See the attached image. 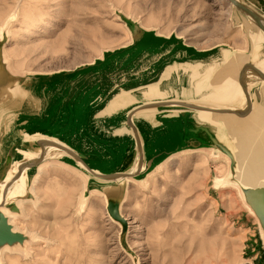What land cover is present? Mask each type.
Here are the masks:
<instances>
[{
    "label": "rangeland",
    "instance_id": "374dc122",
    "mask_svg": "<svg viewBox=\"0 0 264 264\" xmlns=\"http://www.w3.org/2000/svg\"><path fill=\"white\" fill-rule=\"evenodd\" d=\"M226 1L0 0V23L16 15L4 43L11 68L48 74L128 45L129 33L120 15L129 17L122 11L156 29L147 28L156 35H174L197 50L221 45L247 50L244 28L230 16L232 9L227 15ZM252 5L256 7V1ZM256 118L244 120L248 123L243 129L249 127L251 137ZM201 148L209 147L183 149L193 152L173 157L146 186L132 181L126 185L119 206L126 221L122 238L119 222L109 219L102 195L90 194L77 210L81 178L63 164L40 166L32 186L36 203H23V216L12 219L18 230L39 239L26 255L4 251L0 263L264 264L258 222L235 187L214 184L226 172V159L196 151ZM165 159L147 167L144 175Z\"/></svg>",
    "mask_w": 264,
    "mask_h": 264
},
{
    "label": "water",
    "instance_id": "95a60500",
    "mask_svg": "<svg viewBox=\"0 0 264 264\" xmlns=\"http://www.w3.org/2000/svg\"><path fill=\"white\" fill-rule=\"evenodd\" d=\"M228 1L264 32V19L261 14L240 0ZM120 16L131 33V43L124 47L104 50L102 58H95L91 63L48 74H11L3 61L6 33L4 32L0 37V81L7 79L28 81L40 96V101L34 104L33 110L17 112L11 129L5 133L7 148L0 158V206L5 205L10 210L17 211L15 201L5 203V197L23 173L27 192L16 196L30 197L28 188L36 166L49 156L48 149L43 145L45 142L52 143L64 151L59 156V160L83 171L88 176L86 193L90 189L103 192L109 215L121 225V238L126 228V221L119 211L126 188L124 176L141 179L145 176L144 170L151 168L155 162L158 163L168 155L183 149L201 146L218 148L229 156L230 167L234 165L229 149L231 143L228 140H219L218 136L206 126L190 123L183 115L173 117L163 115L152 125L147 124L143 118L139 119V123L132 121L134 114L147 108L165 109L176 106L186 112L191 110L235 112L228 104L220 103L205 107L180 97L167 96L112 107L113 97L120 89L126 88L128 84L142 83L147 78L149 69L154 71L160 61L164 62V59L159 58L140 72L141 77L133 73L128 79H122V74L116 73L117 69L121 65L128 68L136 67L138 63L134 60L143 51L160 52L169 48L162 55L163 58L168 54L171 60H182L187 57H204L219 47L197 50L182 44L174 35H169L167 38L156 35L153 30L145 29L137 22L123 15ZM178 51L185 54L177 55ZM225 66L226 64L222 63L213 75ZM247 66L258 77L250 84L244 77V69ZM261 81L264 82V72L255 66L254 62L249 61L242 65L238 73V82L246 106L241 112H248L259 102ZM159 112L161 111H157L156 115ZM110 116L118 117L117 127L113 133L104 136L90 135L88 125L83 126L84 121L87 122L91 117L100 121L103 117ZM23 151L36 152L38 157L22 167L14 168L15 163L23 159ZM135 163L137 167L133 169ZM242 192L245 201L257 216L264 239V187L249 186L243 188ZM25 238L23 233L12 230L6 216L0 211V247L4 244L22 243Z\"/></svg>",
    "mask_w": 264,
    "mask_h": 264
},
{
    "label": "bare ground",
    "instance_id": "6f19581e",
    "mask_svg": "<svg viewBox=\"0 0 264 264\" xmlns=\"http://www.w3.org/2000/svg\"><path fill=\"white\" fill-rule=\"evenodd\" d=\"M251 9L261 14L264 19V0H240ZM252 1H256L257 6L252 5ZM228 4L227 15H230L231 9L233 20L239 21L242 25L244 38L247 42V50L234 49L230 46H219L215 51L204 57L191 58L187 57L182 60H171L168 54L163 58L167 50L160 52L143 51L139 56L135 58V63H138L134 68H128L121 65L117 69V74H122V79H128L131 74L136 73L141 77L140 72L148 68L149 65L158 60L160 61L154 71L148 70L147 78L145 81L139 84H128L124 89L113 97L112 107L124 106L127 104L135 103L141 100H153L154 98H166L180 97L187 101L198 103L205 107H212V105L228 104L230 108L235 112H212L205 110H191L186 112L180 107L170 106L165 109H143L134 114L133 123H139V119L143 118L149 125L158 122L157 118L165 115V117H173L183 115L189 119L190 123L195 125H204L210 131L214 132L219 140L229 141V149L234 159V165L230 167V158L218 148L210 146L209 148H201L196 151H204L212 157H224L227 161V169L223 176L216 177L214 184L216 186H230L236 189L237 195L239 193L240 200L246 210L256 219L253 209L245 201L242 189L249 186H263L264 187V82L261 81L259 87L260 100L257 104L252 106L248 112H241L245 106V97L241 91V87L238 82V73L240 68L246 62H254L260 70L264 72V32L256 27L249 19L237 11L234 5L230 1H226ZM121 11V10H120ZM127 17L138 22L139 25L144 28H148L140 21L122 11ZM16 15L10 14L0 23V37L3 33H6V42L8 41L9 29L11 23L15 20ZM123 23V22H122ZM124 27L129 33L131 42V33L127 26L123 23ZM153 29L157 32L154 28ZM159 33V32H158ZM246 33V34H245ZM176 34V33H175ZM169 37V35H161ZM182 38L181 35H176ZM183 39V38H182ZM184 40V39H183ZM128 44V43H127ZM187 44V43H186ZM189 45V44H188ZM219 45V44H216ZM214 45V46H216ZM263 47V48H262ZM177 55L185 54L184 52H176ZM102 53L98 57H101ZM93 60V59H92ZM3 61L6 64L7 69L13 75H23L13 70L8 61L5 53V45L3 47ZM92 61L88 62L91 63ZM226 64L225 67L220 69L217 73H214L218 67ZM13 70V71H12ZM244 77L247 83H252L257 79V74L253 72L250 67L244 69ZM27 80V79H24ZM28 81H19L18 79H7L0 81V158L3 157L7 148L6 131L10 130L13 122L16 118L19 110H33L34 104L40 101V96L37 95L35 90L31 87ZM157 111L159 112L156 115ZM256 115L257 118L254 121L253 130L255 134L251 137L250 128L243 129L244 125L248 122H244L248 116ZM234 122L239 123V126L235 128ZM43 145L48 149L49 156L40 161L36 166V171L32 178L31 187L28 188L30 197L22 198L16 196V194H23L27 189L25 188V174L23 173L17 179V181L11 186L7 196L5 197V203L15 201L17 211H12L9 207L2 205L0 211L6 216L8 223L12 226L13 231H19L25 235V239L22 243H14L12 245L4 244L0 247V262L1 256L4 251L20 252L26 255L29 251V245L35 243L37 236L28 233L26 231L18 230L13 224V217L23 216V203L32 202L36 203V196L33 191V182L38 175L40 166H46L48 164H63L70 171L72 170L82 180L83 189L78 194L77 210L79 204L86 203L90 194L102 195L104 197L106 205V197L102 191L96 189H90L87 194L88 176L81 170L59 160L64 151L60 150L52 143L45 142ZM183 151V150H182ZM178 151L167 156L165 161L158 165L153 171L149 172L141 179L136 177L124 176V182L128 185L129 182H134L141 186H146L150 177L160 168L167 165L173 157L180 155L181 153L193 152L192 150ZM38 157L36 152L23 151V159L17 161L14 168H19ZM133 169H136V163L133 165ZM158 172V171H157ZM222 183H224L222 185ZM106 189H108L106 187ZM238 196V197H239ZM104 205V206H105ZM121 214V211H120ZM122 215V214H121ZM109 216V215H108ZM123 216V215H122ZM125 218V217H124ZM111 221L116 222L111 216ZM121 227V225L118 223ZM259 225V222H258ZM260 228V236L262 235V229ZM1 264V263H0Z\"/></svg>",
    "mask_w": 264,
    "mask_h": 264
},
{
    "label": "crops",
    "instance_id": "0c3cea01",
    "mask_svg": "<svg viewBox=\"0 0 264 264\" xmlns=\"http://www.w3.org/2000/svg\"><path fill=\"white\" fill-rule=\"evenodd\" d=\"M102 58V55L101 57ZM118 117L110 116L103 117L100 121H97L93 117L91 119L84 121L83 126L88 125L90 135H105L107 133H113L115 128L117 127Z\"/></svg>",
    "mask_w": 264,
    "mask_h": 264
}]
</instances>
